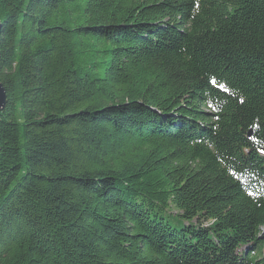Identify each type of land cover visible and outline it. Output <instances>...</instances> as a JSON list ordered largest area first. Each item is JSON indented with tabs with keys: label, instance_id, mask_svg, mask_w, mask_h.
Returning a JSON list of instances; mask_svg holds the SVG:
<instances>
[{
	"label": "trees",
	"instance_id": "obj_1",
	"mask_svg": "<svg viewBox=\"0 0 264 264\" xmlns=\"http://www.w3.org/2000/svg\"><path fill=\"white\" fill-rule=\"evenodd\" d=\"M0 82V264H264V0H0Z\"/></svg>",
	"mask_w": 264,
	"mask_h": 264
},
{
	"label": "water",
	"instance_id": "obj_2",
	"mask_svg": "<svg viewBox=\"0 0 264 264\" xmlns=\"http://www.w3.org/2000/svg\"><path fill=\"white\" fill-rule=\"evenodd\" d=\"M6 92L5 89L3 87V85L0 82V110L4 107L5 103H6ZM252 131L250 130L248 135L251 136Z\"/></svg>",
	"mask_w": 264,
	"mask_h": 264
},
{
	"label": "rangeland",
	"instance_id": "obj_3",
	"mask_svg": "<svg viewBox=\"0 0 264 264\" xmlns=\"http://www.w3.org/2000/svg\"><path fill=\"white\" fill-rule=\"evenodd\" d=\"M175 210H173V213H174ZM263 232H264V228H263Z\"/></svg>",
	"mask_w": 264,
	"mask_h": 264
}]
</instances>
